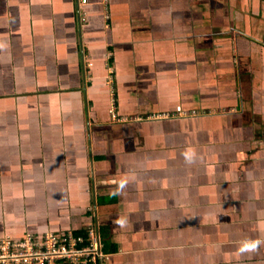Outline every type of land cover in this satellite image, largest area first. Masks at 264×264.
I'll list each match as a JSON object with an SVG mask.
<instances>
[{"label":"crops","instance_id":"0c3cea01","mask_svg":"<svg viewBox=\"0 0 264 264\" xmlns=\"http://www.w3.org/2000/svg\"><path fill=\"white\" fill-rule=\"evenodd\" d=\"M80 1L0 0V238L264 264V0Z\"/></svg>","mask_w":264,"mask_h":264},{"label":"built area","instance_id":"2783aa9c","mask_svg":"<svg viewBox=\"0 0 264 264\" xmlns=\"http://www.w3.org/2000/svg\"><path fill=\"white\" fill-rule=\"evenodd\" d=\"M80 2L83 4L86 0ZM108 260L104 244L91 228L85 235L47 232L25 234L16 239L0 238V264H106Z\"/></svg>","mask_w":264,"mask_h":264},{"label":"clouds","instance_id":"9594fccd","mask_svg":"<svg viewBox=\"0 0 264 264\" xmlns=\"http://www.w3.org/2000/svg\"><path fill=\"white\" fill-rule=\"evenodd\" d=\"M156 117V116H155ZM153 117V118H155ZM151 118V119H153ZM157 118V117H156ZM21 238V237H20ZM261 243V241L257 240V241H250V242H245L243 244V246L240 248L241 252H245V251H252L254 249L257 248V246Z\"/></svg>","mask_w":264,"mask_h":264},{"label":"trees","instance_id":"16d2710c","mask_svg":"<svg viewBox=\"0 0 264 264\" xmlns=\"http://www.w3.org/2000/svg\"><path fill=\"white\" fill-rule=\"evenodd\" d=\"M106 252V251H105Z\"/></svg>","mask_w":264,"mask_h":264}]
</instances>
